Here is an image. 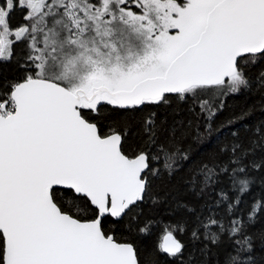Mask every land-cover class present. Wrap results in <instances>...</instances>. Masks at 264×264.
<instances>
[{
    "label": "snow or ice",
    "instance_id": "obj_1",
    "mask_svg": "<svg viewBox=\"0 0 264 264\" xmlns=\"http://www.w3.org/2000/svg\"><path fill=\"white\" fill-rule=\"evenodd\" d=\"M261 61L264 0H0V69H16L12 78L0 73V264H141L134 244L118 241L104 222L118 223L137 208L149 173L171 176L179 149L159 143L155 112L143 121L145 148L133 155L123 149L125 134L103 131L102 121L112 112L169 105L175 96L191 101L189 111L199 107L210 131L218 98L247 88ZM258 79L264 83V71ZM231 135L220 148L228 164L200 165L193 187L222 173L234 195L248 191L245 161L264 151V126L247 144L238 131ZM224 200L234 216L232 199L221 193ZM262 207L257 201L247 221ZM244 225L198 217L191 235L220 247L226 233L231 251L220 264H250ZM183 248L171 227L161 230L156 250L176 257ZM152 255L144 264H153Z\"/></svg>",
    "mask_w": 264,
    "mask_h": 264
},
{
    "label": "trees",
    "instance_id": "obj_2",
    "mask_svg": "<svg viewBox=\"0 0 264 264\" xmlns=\"http://www.w3.org/2000/svg\"><path fill=\"white\" fill-rule=\"evenodd\" d=\"M264 71V61L258 62L250 71L251 83L247 88L219 97V111L211 120L210 131H205L208 120L200 114L199 107L189 111L191 101L179 102L175 96H170L171 104L160 106H145L142 111L134 114L125 112H112L108 119L102 121L103 131L107 132L109 126L116 128L123 136V149L129 154L138 153L146 146L147 138L142 135L144 119L155 112V121L159 143L170 145L172 152H177L174 157L175 171L171 176L153 177L150 173L149 192L142 202L118 223L112 218L104 222V230L113 234L120 242L134 244L141 264L144 256L153 253V264H220L225 251H231L226 233H221V245H211L201 236L200 239L192 237L193 225L198 217L207 218L214 216L220 219L226 227L233 218L245 221V231L252 237L253 250L250 253V264H264V207L256 214L255 222L247 221V214L257 201L264 202V168L251 167V162L264 163V151L257 150L247 157L245 163L249 164V174L253 178L248 191L240 196V202L235 203V190L228 178L219 173L220 179L204 186L197 183L195 187L190 183L195 170L202 164H215L225 167L229 162V155L222 153L220 148L230 143L233 139L231 133L238 131L241 140L247 144V139L257 127L264 126V83L259 79V73ZM4 76L12 78L16 75L14 66H5L0 69ZM243 117V119H239ZM237 119L235 125L229 121ZM199 125L200 135L195 129ZM150 154L155 153L154 147L146 149ZM187 160L183 159L184 155ZM151 167H156L157 162L150 161ZM203 189V190H202ZM221 193H226L234 204V216L228 213V201L221 202ZM153 197L156 202L153 203ZM191 211H190V210ZM136 219L133 220L132 217ZM132 224L130 230L128 225ZM147 224L148 231L139 232L137 225ZM171 227L176 237L184 244L181 254L170 257L156 250V244L161 230ZM185 231L180 232L179 228ZM208 245L205 247V245Z\"/></svg>",
    "mask_w": 264,
    "mask_h": 264
}]
</instances>
